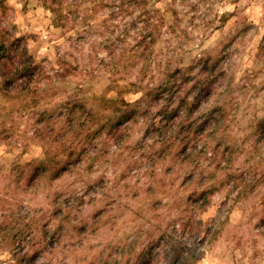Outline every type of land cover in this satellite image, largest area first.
Masks as SVG:
<instances>
[{
	"label": "clouds",
	"instance_id": "obj_1",
	"mask_svg": "<svg viewBox=\"0 0 264 264\" xmlns=\"http://www.w3.org/2000/svg\"><path fill=\"white\" fill-rule=\"evenodd\" d=\"M148 8L154 49L132 0H0V264H264V0ZM192 61L208 138L170 152L183 93L164 74Z\"/></svg>",
	"mask_w": 264,
	"mask_h": 264
},
{
	"label": "rangeland",
	"instance_id": "obj_2",
	"mask_svg": "<svg viewBox=\"0 0 264 264\" xmlns=\"http://www.w3.org/2000/svg\"><path fill=\"white\" fill-rule=\"evenodd\" d=\"M56 0L53 1V3H55ZM149 4V3H148ZM103 6H107V5H103ZM146 11L149 13V16L153 18V20H155V18H157V16H163L164 20L161 21L160 24L157 23V28H153V24L149 25L148 29H153L154 32H158L159 29H162L164 26V23H166V16H164L163 14H159V15H154L152 13V11L148 8H146ZM175 11V10H171ZM259 9L257 10V12L259 13ZM159 12V10H157V13ZM176 13V11H175ZM178 18V17H177ZM228 17H225L221 20V25L227 24L228 22ZM170 30H172L174 32V29L171 28L170 26ZM152 31V32H153ZM163 33H160V35H162ZM159 36L157 35V40L155 41V43H153L151 48H155L156 43L158 42ZM217 56V53H209L207 56L203 57L202 59L207 63V64H213L215 63V58ZM254 56L256 60H260L262 57H264V38H261L259 40V43L256 45V49L254 52ZM184 64V61L181 60V65ZM225 64H222L220 66L219 69H217V72L225 69ZM167 69H174V66L172 65H168ZM166 69V71H167ZM200 72H203V68H201L199 70ZM197 73V68H196V64L195 61L189 62L187 63L186 67L182 68L181 73H175L173 74L171 77H167L165 78V74H164V79L166 81H169V83H173V81H175V83L171 86V89L173 91L172 97L175 98V96L179 93H183V95L180 98V103L178 105V110L180 115L178 116V121L179 123H182L181 126V132L178 133L177 139L179 141L178 144L173 145L169 151H177L180 150V147L182 145H184L185 143H190L191 140H200V139H207L208 138V133L207 130H205V132H200V128L202 127V121H203V108L204 105L201 104L199 107H197V102L199 99V96L201 94V92L204 90V88L206 87L207 83L209 82L207 79H205L204 77L209 76V73H204V77H201L200 79L196 78V74ZM176 79V80H175ZM186 102V103H185ZM171 112L168 114L169 116H171ZM78 117L81 115L80 113L76 114ZM197 125H200L198 131L195 132V130L193 128L197 127ZM99 125L96 124L94 125V127H98ZM191 126L193 127L191 129ZM196 129V128H195ZM89 133V129L85 128L84 130H82L80 132V136L78 138H76V140L78 141H82L84 139L87 138ZM183 137V138H181ZM69 139H72V137H70ZM98 140H103V137H98ZM72 151H73V159L75 158V153L80 151V144L78 142H73L72 145ZM215 151L220 154V150L219 149H215ZM67 158V153H62V155L60 157H57V162L53 164V169H55L56 167L60 166L61 164L64 163V160ZM221 159H223V156L221 155ZM89 163L88 157L85 156L80 164V168H86L87 164ZM233 161L231 158H229L228 160L224 161L225 165H230L232 164ZM77 171L76 168L69 166V170L66 171L63 176H61L59 178V180L53 182V186H52V191H53V198H55V194H56V189H60V190H64L68 184H70L73 175L75 174V172ZM218 171H220L221 173L225 172V168L224 166H221L220 169H218ZM52 175V172H45L43 174V176L41 177L39 183H41L45 189L48 188V178ZM234 175L231 172H228L226 174V178L230 179L231 176ZM245 192H247V187H245ZM146 199L143 201V206L145 208L150 207V203H151V197L148 194H143ZM264 199V198H262ZM92 211V213L94 214L95 209L91 208L90 209ZM62 215L63 213H61V215H57L55 216V220L56 221H61L62 219Z\"/></svg>",
	"mask_w": 264,
	"mask_h": 264
},
{
	"label": "trees",
	"instance_id": "obj_3",
	"mask_svg": "<svg viewBox=\"0 0 264 264\" xmlns=\"http://www.w3.org/2000/svg\"><path fill=\"white\" fill-rule=\"evenodd\" d=\"M54 1V0H53ZM132 2L133 3H135L136 4V6L137 7H140V8H142L143 9V12H142V17L143 18H146L145 20H144V22H145V26H146V28H149V25L150 24H153V18L152 17H150L149 16V13L146 11V8H147V6H148V3L150 2V0H132ZM171 11V10H170ZM172 16L173 17H176L177 18V13H175V11H172ZM164 20V18H163V16H157V18H155V21H156V23H158V24H160L161 23V21H163ZM150 39L149 40H147V41H145L144 43H140V42H137L138 43V45H139V48L140 49H147L148 47H152V45H153V43H155V41L157 40V32H151L150 33ZM143 39V38H142ZM25 71H27V67L24 69ZM182 71V70H181ZM181 71L179 72V73H181ZM176 72H175V68L174 69H167V71H165V78H166V76L169 78V77H171L173 74H175ZM176 80V79H175ZM175 83V81H173V83H169V81H166L165 79H164V84H165V86L166 87H169L170 89H171V86L173 85ZM173 94V91H172V93H171V95ZM186 103V102H185ZM179 126H180V128H181V126H182V123H179ZM199 127H200V125H197V127H195V128H193L192 126H191V129L193 128L194 130H195V132L196 131H198V129H199Z\"/></svg>",
	"mask_w": 264,
	"mask_h": 264
}]
</instances>
